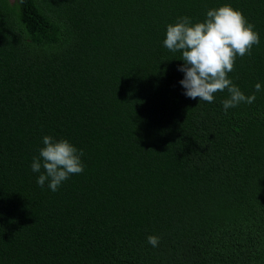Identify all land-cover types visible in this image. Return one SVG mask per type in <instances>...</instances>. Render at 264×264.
<instances>
[{"label":"trees","instance_id":"obj_1","mask_svg":"<svg viewBox=\"0 0 264 264\" xmlns=\"http://www.w3.org/2000/svg\"><path fill=\"white\" fill-rule=\"evenodd\" d=\"M224 4L260 41L227 111L163 44ZM44 136L83 152L55 192ZM0 264H264V0H0Z\"/></svg>","mask_w":264,"mask_h":264},{"label":"clouds","instance_id":"obj_2","mask_svg":"<svg viewBox=\"0 0 264 264\" xmlns=\"http://www.w3.org/2000/svg\"><path fill=\"white\" fill-rule=\"evenodd\" d=\"M259 42L254 25L241 11L224 4L207 10L202 22L193 23L189 17H178L176 23L167 25L163 44L168 50L181 53L183 64L178 70L184 74L179 81L185 89L184 95L212 103L217 92L227 90L228 98L222 101L223 109L227 111L242 102L252 104L256 99L255 92L261 91V84L257 83L255 92L245 96L228 76L236 58L249 55ZM43 145L39 155L33 157L31 170L39 173L43 168L37 184L43 187L48 181L49 189L55 192L71 175L83 172V152L68 140L57 141L51 136L43 137ZM147 239L153 247L158 246V236Z\"/></svg>","mask_w":264,"mask_h":264}]
</instances>
